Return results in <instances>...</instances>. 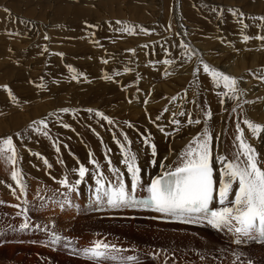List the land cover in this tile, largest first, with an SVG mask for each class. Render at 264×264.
Masks as SVG:
<instances>
[{"label":"rangeland","instance_id":"1","mask_svg":"<svg viewBox=\"0 0 264 264\" xmlns=\"http://www.w3.org/2000/svg\"><path fill=\"white\" fill-rule=\"evenodd\" d=\"M115 2L111 0H0V85L7 84L18 99V103L13 102L7 91L0 87V122L2 121L0 137L22 132L33 120L46 118L49 122V135L52 138L50 140L42 135L37 136L35 133L26 134L23 146H21L20 141L14 137L19 156L22 157L18 161V168L22 171L26 183L28 182L27 200L29 203L27 205L24 204V196L21 195L19 200L14 195L11 197L12 192H10L11 189L8 185L11 184L13 187L16 185L10 177V166L0 162V201H3L0 203V264H77L70 263L74 259L68 258L66 255L74 256L75 259L86 260L81 256L70 254V251L63 245L47 246L48 241L45 238L48 239L46 236L48 233L43 232V225L48 224L49 227H52L50 221H55V231L74 239L81 241L80 235H78L81 230L84 232L83 235H99L106 242L126 250H135L134 252L129 251L127 254L138 255L140 264H231L234 259L233 250L245 253L244 256H241L245 264L248 259L253 260L254 264H264V245L251 243L237 248L236 245L229 243V238L225 237L223 233L216 231L221 239L216 238L212 233L213 229L210 227L198 229L207 232L215 241L202 238L201 231L191 227L164 226L162 224L165 223L153 224L151 221L150 223L127 222L128 224L118 222L119 224L111 225L105 221L98 227L100 230L98 231L93 229L96 228V224L92 227L88 223L91 228L87 229L83 227L87 224L78 223L82 218L78 217L80 215L74 217L75 219L80 218L79 220H71L70 215H66L64 210L59 209L60 207L52 206L55 204L52 201L63 200L62 193L65 191L52 179L53 177L58 180L67 171L69 179L74 180L77 175L72 172V169L77 168L82 163L89 168V174L86 175L79 187L82 188V185L89 187L87 180L94 178L91 175L94 166L89 162L90 159L94 158L103 171L109 170L107 159L113 158L115 153H119L124 159L121 144L135 154L140 148L149 146L143 143L145 137H148L144 131L146 127L143 121L145 119L147 121L148 114H153V107L151 108L148 102L147 104L143 103V101L151 99L150 95L146 96V93H150L148 91L150 87L148 78L155 81L152 82L154 85L160 81H167V79H177L179 76L173 72L176 64H178L176 62L183 59L174 49L177 42H175V38L181 37L174 18L178 14L181 17L182 12L185 18L182 16L181 21L187 20L190 30H194L193 15L190 13L188 16L190 0H170V4H168L169 0H147L148 3H151L147 7L143 5L136 7L134 0L119 1L121 5L117 1ZM133 5L136 9L141 8L137 18L131 17L132 12L129 7L131 8ZM5 7L10 9V14L3 11ZM81 11L84 12V15ZM141 13H147L145 21L140 18ZM243 19L245 20V17ZM117 20L124 22V24H117ZM203 21L211 27V30L221 28V25L218 27L209 25L205 18H200L197 23L199 28L205 26ZM169 24L171 25L170 29ZM89 25L94 27H89ZM124 25L133 26L135 34L119 31ZM142 28L149 31L145 33ZM16 33L20 34L16 35ZM45 34L50 37L49 40H44ZM45 46H47V52H44ZM156 48L160 50L158 51ZM128 49H135V54ZM175 51L176 53H174ZM56 53H63L64 55L61 57ZM103 60H108V63H103ZM165 60H172L173 64H164L165 68L163 69L162 64ZM150 61L155 63H150ZM125 68L132 70L126 72ZM155 68L158 70L156 71ZM73 69L77 74H83L79 76L78 80L71 79ZM166 70L170 75H167V78L165 75L163 78L162 75L165 74ZM105 73L112 79L105 80L103 78ZM6 75L7 77H5ZM160 78L161 80H159ZM132 83L134 84L131 85ZM185 84L183 88H186L187 83ZM123 86L124 88H122ZM70 94L72 97L74 96L73 99H70L72 98ZM151 94L153 95L154 92ZM129 102H131L130 105ZM182 104L187 107V102L184 101ZM62 107L74 108L76 112L58 113L59 120H57L56 115H49V113L57 112ZM89 108L104 111L105 115L111 116L115 124L109 125L107 121L97 118L87 111ZM132 108L138 110L139 114L136 115L139 118L133 117L136 109L133 110ZM166 108H171L170 100H168ZM163 109L159 114L162 113L163 118L167 120L165 114L168 111L164 112ZM170 120L171 118L167 120L168 124H170ZM63 123H67L71 127L64 128ZM129 123L132 127H129ZM4 124L7 126H3ZM157 124L160 125V122L157 121L156 126ZM167 131H172L171 127L170 129L167 127ZM125 134L127 140H125ZM135 138L141 139V147L135 145ZM53 140L59 145V152L56 151ZM117 141H120V144ZM33 153H40L41 155L36 156ZM157 156H159L158 148ZM43 157L47 158L52 165L51 168L43 163ZM35 161L40 162V165ZM41 162L45 165L46 172L41 171ZM38 167L39 169H37ZM6 194L12 200L16 199L17 201L11 203L10 200L6 199ZM17 194H19L18 189ZM74 194H72L73 204L76 202ZM41 197L46 198V200L42 201ZM41 203H45L46 206L40 207ZM13 205H19L16 207L17 211H14ZM25 207L29 210L28 215L32 222L42 226L40 230L30 228L26 231H19L10 227L12 225L18 229L23 217L17 216V213ZM47 209L57 211L58 214L43 213ZM83 219L95 220L92 216H86ZM68 223L69 225H65ZM78 228L80 229L78 230ZM86 229V232L83 231ZM140 231L145 232L140 235L138 233ZM199 239H203L204 243H199ZM82 246H90V243H82ZM153 253H155L154 256ZM201 256H204L205 259L202 260Z\"/></svg>","mask_w":264,"mask_h":264},{"label":"snow or ice","instance_id":"2","mask_svg":"<svg viewBox=\"0 0 264 264\" xmlns=\"http://www.w3.org/2000/svg\"><path fill=\"white\" fill-rule=\"evenodd\" d=\"M3 11L10 14V9L5 7ZM218 17L222 18L224 9L214 7L211 9ZM229 13L242 25V28H248L244 22L245 13L236 8L227 9ZM254 19L261 22L260 27L264 30V15L255 17ZM23 22V21H21ZM87 24V22H85ZM117 24H124V22L117 20ZM89 27H94L89 25ZM169 29L171 25L169 24ZM121 32L135 34L133 26L124 25L119 29ZM142 31L147 33L149 30L142 28ZM20 33H16L19 35ZM12 35V33H9ZM187 35V33H184ZM44 40H49L46 34ZM262 42L264 46V34L256 37ZM252 39L249 35H243V40L247 42ZM181 49V56L183 63H195L192 71L193 77L203 71L207 77L210 78L211 85L217 89H221L217 93L220 98L219 103L225 104L226 99L234 103L231 108L233 113H237V122L235 124V134L233 139V152L231 156L222 154L217 148L214 156V139L218 140V136H214L211 120L213 113L210 107H202L197 102L196 96L198 92H193V99L191 103L199 110L198 118H193L192 113L180 111V116L186 117L188 125H200L199 130L193 135L185 144V146L176 155V160L169 164H160L162 175H157L150 180L146 186L142 182L141 172L142 169L138 164L137 156L135 153L126 149L123 144L120 145L124 155L123 163L126 166L127 174L130 176V181L126 182L125 174L120 169L112 167L111 160H108L109 171L111 179L105 176L99 163L94 159H90V163L94 166L92 177H94V189H89V208L95 211L101 210H143L156 213L153 219L167 220L177 222L185 225H199L210 227L211 229L223 233L225 237L229 238V243L234 244L239 248L240 246H247L251 243L264 245V158L260 156L256 148L249 138L245 136V129L241 127L240 118L243 114V124L246 125L250 131L251 137H260L264 133V124L254 122L248 118L244 105L255 103L244 99L245 89L240 86V78L227 74L219 70L217 67L207 63L198 51L184 40L179 41L178 44ZM147 47V45H144ZM47 46L44 52H47ZM128 51L135 54V49H128ZM165 51H167L165 49ZM43 54V53H41ZM56 55L63 56V53H56ZM103 63H108V60H103ZM150 63H155L150 61ZM164 64L172 65V60H165ZM126 72L131 69L125 68ZM72 80H78L82 73L77 74L75 69L72 70ZM170 73L166 70L165 75ZM118 75V73H117ZM105 80H111L112 77L105 73ZM264 80V74L258 77ZM42 79V78H41ZM42 86V85H41ZM4 88L8 96L13 102L18 103V99L7 84L0 85ZM187 96V90H185ZM226 98V99H225ZM171 99L175 100L176 97ZM147 104V101H143ZM89 113L94 114L96 117L107 121L109 125L114 121L103 112L89 108ZM164 112L168 109L165 107ZM75 113L76 109L69 107H62L57 112L49 113V115H56L57 120L60 119L58 113ZM177 113H172L171 124L175 127L171 133L165 132V129L157 124L161 132L166 135H173L180 132L181 121L176 119ZM149 119L151 117L149 116ZM161 119L160 115L155 117L153 123ZM49 122L46 118L33 120L28 127L22 132H16L11 135L0 137V162L10 166V177L15 182L16 187L11 184L8 187L11 189L12 194L19 200L21 195L25 197L24 204L27 205V188L28 185L24 180L22 171L17 167L18 161L22 159L17 150V143L14 137L18 139L23 146V141L26 134L35 133L37 136H44L52 139L49 135ZM64 128H70L67 123H63ZM129 127L132 125L129 123ZM94 131V130H93ZM97 135H99L97 133ZM115 138V136H114ZM125 140L127 135L125 134ZM120 144V141H117ZM130 143V142H129ZM143 143L150 146L152 154V164H157V147L152 143L149 137H145ZM56 151L59 152L60 148L56 141L53 140ZM33 155L40 156V153H33ZM91 157V153L89 154ZM168 160V157H163ZM220 164L219 169L216 168V163ZM43 163L51 168L52 165L48 162L46 157H43ZM61 163H63L61 161ZM76 173L77 178L74 180L69 179V173L66 171L62 178L58 179L53 177L65 191L62 193L63 200L52 201L61 210L65 207L75 208L79 212V205H74L72 202V194L79 193V185L84 181L86 175L89 174V168L84 164H79L77 168L72 169ZM17 188L19 194H17ZM146 192V195H137ZM42 201L46 198L41 197ZM3 203V201H0ZM45 203H41L40 207H45ZM14 207H19L15 205ZM28 208L25 207L17 213V216H22L23 219L18 225V229L14 230L26 231L30 228L40 230L41 225L33 223L28 215ZM43 225V230L48 233V245L56 247L63 244V246L70 250V254L77 255L92 262V264H140V259L136 254H127L129 251L115 244L106 242L103 238H98L90 242V246L74 247L73 241L68 237H63L57 233L55 229V221ZM223 251V250H221ZM155 253H153V256ZM245 253L233 250L232 256L234 259L231 264H245L241 259ZM201 259H205L201 256ZM246 264H254L253 260L248 259Z\"/></svg>","mask_w":264,"mask_h":264},{"label":"bare ground","instance_id":"3","mask_svg":"<svg viewBox=\"0 0 264 264\" xmlns=\"http://www.w3.org/2000/svg\"><path fill=\"white\" fill-rule=\"evenodd\" d=\"M111 1L112 2L117 1L120 4L119 1H123V0H111ZM199 1H200V3H199ZM134 3H135L136 7L141 6V5H143L144 7H147L148 5L151 4V3H148L147 0H141V1L134 0ZM170 3L171 2L169 0L168 4H170ZM172 3L174 4V2H172ZM135 6L133 5V6H131V8L129 7V10L132 12L131 13V17L137 18L138 14H140L138 11H140L141 8L136 9ZM214 7H219V8L224 9V14H223L222 18L218 17V15L216 13H213L211 11V9L214 8ZM229 8H236V9H239V10H241V11H243L245 13L246 16H245L244 22L248 25V28H246V29L242 28V25L238 22V20H235L237 18L233 19V16L231 15V13H229L227 11V9H229ZM188 9H189V15L188 16H190V13H191L193 15V18H194V21H193L194 30H190V26H189V24H187V20L186 21L185 20L181 21L180 18L183 15H182V12L179 10L181 12V17H179L178 16L179 14H178L177 17H175L174 19L177 22L176 25H178V29H179L181 37L180 38H175V42L176 41L177 42H176V46H175L174 49L177 51L178 54L181 55V49L179 48L178 44H179V41L184 40L186 43L190 44L193 48H195L198 51V54L202 55L203 59L207 63H209L212 66L217 67L219 70H222V71L226 72L227 74H231L233 76L239 77L240 78V86L243 89L246 90L245 94H244V99H247L249 101H255V103H250V104H245L244 105V109H245V112H246L248 118L252 119L254 122H258V123L264 124V80H261V79L258 78L260 75L264 74V46H262V42L259 39L256 38L258 35L264 34V30H262V28L260 27L261 22L256 20V19H254L255 17H259L261 15H264V0H205L204 2H203V0H190V4H189ZM185 11H187V10H185ZM147 12H150V11L147 10ZM171 12H173V11H171ZM171 12H169V13H171ZM81 13L84 15L83 11H81ZM176 13H175V15H176ZM30 15H32V14H30ZM58 15H59V13H58ZM145 15H147V13H145V14L141 13L140 18L144 20L146 18ZM173 15H174V13H173ZM53 17H55V16H53ZM53 17H51V18H53ZM200 18H205V20L208 21L207 23H209V25L212 24V25L217 26V27L221 25V28L218 27V28H216L214 30H211L210 29L211 27L206 25L204 21H203V23H204L205 26L203 28H199V25L197 23L200 21ZM168 22H169V20H168ZM171 24H172V22H171ZM232 28H234V29H232ZM184 33H187V35H184ZM245 34H247L250 37H252V39H250L247 42H245L243 40V35H245ZM176 39H179V40H176ZM167 43H168V41L166 42V44ZM168 45L169 44H167V46ZM150 47L152 48V46H150ZM169 48H171V47H169ZM172 51H174V50H172ZM176 51L174 53H176ZM146 56H148V55L146 54ZM175 58L177 59L176 56H175ZM182 60L178 61V62L175 61L178 64H176V67L174 68V71L172 70L173 72H176V75H179L177 79L176 78H174L173 80H168L167 79V81H160L159 83H155L154 85H152V82L154 80L148 78V81L150 83V87L148 88V91L150 93H146V92L145 93H146V96L150 95V97H151V99H149L147 102L149 103L151 108L153 107L152 108V110H153L152 113L153 114H151V115L148 114L147 115V117L150 116L151 119L148 118L147 121H146V119H145V121H143L144 122V126L146 127V130L144 129V131L146 132V136H148L150 138L151 142L155 143V145H156V147L158 148V151H159V156L156 157L157 164L153 165L152 162H151L152 161V154H151L150 146H148L146 148H143V149L140 148V150L136 154L138 164H139V166L142 169L141 176L146 178L147 182H148V180L151 177L163 174L162 173V169L159 166L160 164H169V166H171V162H174L176 160V155L178 154V152L180 150H182V148L185 146L187 141L193 135H195V133L201 127L200 125H188L186 123V117L185 116H180L178 114L180 111H186V113H188V112L192 113L193 118H198L199 110L197 108H195V106L191 103V101L193 99V92L194 91L198 92V95L196 96L197 102L200 103V105L202 107H210L211 111H213L212 112L213 113V117H212V120H211L210 123H211V127H212V130H213L214 136H218L219 137L218 140L214 139V142H213V145H214L213 154H214V156L216 154L217 148L219 149V151L222 154H227V155H229V157L231 156V153L234 150L233 149V139H234V134H235V124L237 122L236 117H237V113H239L240 110L237 109V113H233L231 111V108L234 107L235 105H234V103L232 101L227 100L226 98H225L226 99L225 104H223V105L220 104L219 103V99L220 98L217 96V93L219 91H221L222 88L221 89H217L214 86H212L211 82H210V78L207 77V75L204 74L202 70L198 74V76L194 78L193 75H192V71H193V68L195 66L194 60H193V62H190V63H183V66H181ZM159 61H161V60H159ZM1 65H3V64L1 63ZM163 65H164V63L162 64V68L164 69L165 66H163ZM174 65H175V63H174ZM163 69H162V71H163ZM157 70H158V68L156 69V71ZM23 71H24V69H23ZM5 72H6V70H5ZM5 72H4V74H5ZM7 73H8V71H7ZM155 74H156V72H155ZM130 75H133V74H130ZM162 76L164 78L165 74L162 75ZM3 77H4V75H3ZM5 77H7V75ZM161 78L159 80H161ZM166 78H167V76H166ZM145 80H146V78H145ZM130 81H132V80H130ZM146 82H147V80H146ZM134 83H136V82H134ZM134 83H132L131 85H133ZM185 83H187V86H186V88H183L184 85H186ZM146 85H148V84L146 83ZM188 85H191V86L189 87ZM122 88H124V86ZM188 89H189V91H188ZM185 90H187V96H185ZM145 91H147V90H145ZM152 92H154L153 95L151 94ZM125 93H128V92H125ZM80 94L82 95V93H80ZM69 96H67V97H69ZM70 97H72V95ZM73 97L70 98V99H73ZM172 97H176V99L173 100V99H171ZM124 100H125V98H124ZM128 100H129V98H128ZM168 100H170L171 108L170 109L167 108L168 109V113L165 114V115H167L166 119L167 120L169 118L172 119V113L176 112L177 113L176 119H179L181 121L180 132L175 133L173 135H166L165 134V132H167V133H171L172 132V131H167V127H169V129L171 127V130H173V128L175 127L174 125L171 124V120L169 122L170 124H168L167 120H165L163 118V115H161L162 113L159 114V112L162 111V109L166 107ZM184 101L187 102V107H186V105H183V104H186V103L182 104V102H184ZM130 103L131 102H129V105H130ZM141 103H140V105H141ZM106 104H108V103H106ZM127 104H128V102H127ZM134 104H136V103H134ZM133 105H131V106H133ZM147 107L149 108V106H147ZM143 108H145V107L143 106ZM135 109L136 108H134L133 110H135ZM137 109H140V108L137 107ZM137 109L134 112V116L132 115L135 118L136 117L139 118V116L136 115V114H139ZM141 109H142V107H141ZM112 110H115V109H112ZM147 113H148V111H147ZM157 115L161 116V119L159 120V122H160V126H162L165 129V132H161L159 130V128H157L156 123L152 122L153 120H155V117ZM97 118H99V117H97ZM110 118H111V116H110ZM1 122H0V124H1ZM240 123H241V127L245 129V136L249 138V142H251L253 144V146L256 148V150L260 154V156L262 158H264V138L251 137L250 131L247 129L246 125L243 124V114H241ZM3 126H7V125L4 124ZM96 127H98V126H96ZM101 132H104V131L101 130ZM261 136H264V133H262ZM105 139H107V138H105ZM105 139H104V142H105ZM80 143H82V142H80ZM134 143L137 146H140V147L142 146L141 145V139H139V138H135L134 139ZM137 146H135V147H137ZM96 149H97V147H96ZM144 150H146V152H143ZM113 156H114L113 158H109L110 160L113 159V160H111V165L112 166L114 165L115 168L120 169V171L122 173H124L128 177H130L127 174L126 166L124 165L123 159L121 158L119 153H115ZM165 156L168 157V160H164L163 159V157H165ZM31 159H33V158H31ZM109 159H107V160H109ZM100 161L102 162V160H100ZM35 162H37V161H35ZM27 163L29 164V162H27ZM29 165H32V164H29ZM17 167H18V165H17ZM219 167H220V164L217 162L216 163V168L219 169ZM40 168H41L42 172H44V171L46 172L45 165L42 162H41ZM37 169H39V167ZM37 173L39 174V172H37ZM13 183H14V181H13ZM35 188H37V187H35ZM10 192H12V191H10ZM18 192H19V190H18ZM6 195H7L6 199L8 201L10 200L11 203L17 201L16 199L12 200V198H11V197H13L12 193H11V197H9L8 194H6ZM84 199L85 198H83L81 201H83ZM74 205H77V203L75 202ZM52 206L57 208L56 204H52ZM4 208H6L5 205H4ZM15 208L16 207H14V211H17V208H16V210H15ZM59 209H61V208H59ZM72 209H75V208L74 207L73 208L66 207L64 209L65 214L68 215V216L69 215L71 216ZM48 211H49V209H47L43 213H46ZM64 217H66V216H64ZM93 218L95 220H88V219H83V218L80 219L79 218L80 221H78V223H82L83 225L87 224V225L83 226V227H85L87 229L88 228L90 229L91 226L93 227V225L96 224V228H93V229H97V230H98V227H100L105 221H108L109 225L114 224V223H118V222L119 223H125L126 222V224H128L127 222H131V223H144V222H147V223H150V220L139 221V219H123V218H107V219H100L99 218V219H97L95 217H93ZM151 222H153V224H162L160 222L154 223L155 221H151ZM88 223H90L91 226L88 225ZM72 224H74V223H72ZM65 225H69V223L65 224ZM162 225H164V226H185L187 228H190L189 226H186V225L170 224V223H165V224H162ZM119 228H121V227H119ZM191 228L192 229L194 228V229H197V230L201 231V233L203 235L202 238L215 241L211 236H209L207 234V232H204V231L200 230V229H204V228H200V229H198L196 227H191ZM74 229H75V227H74ZM79 229L80 228H78V230ZM87 229L83 230V231L86 232ZM76 230H77V227H76ZM98 231H100V230H98ZM142 232H145V231H140L138 233L140 235H142L143 234ZM83 233L84 232H81V230H80V233L78 235H81ZM102 233H105V232L102 231ZM212 233H213V235L216 238L221 239L220 235H218V233L215 230H212ZM216 235H218V236H216ZM95 237L101 238V236H99V235H97V236L95 235ZM81 238H82L83 242H85V243H86V241L89 242L90 240H93L88 235H81ZM45 240L48 241L47 238H45ZM34 243H36V242H34ZM199 243H204L203 239H199ZM61 255H65V254H61ZM19 257H20V255H19ZM66 257L74 259V260H71L70 263L73 262V263H77V264H88V263L92 264V262L87 261V260H81V258H79V257H77L79 259H75L74 256L70 257V256L66 255Z\"/></svg>","mask_w":264,"mask_h":264}]
</instances>
